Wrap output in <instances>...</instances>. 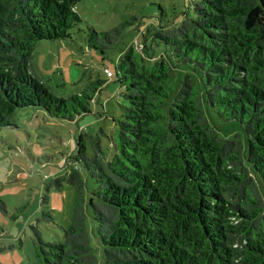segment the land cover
Listing matches in <instances>:
<instances>
[{
	"label": "trees",
	"instance_id": "16d2710c",
	"mask_svg": "<svg viewBox=\"0 0 264 264\" xmlns=\"http://www.w3.org/2000/svg\"><path fill=\"white\" fill-rule=\"evenodd\" d=\"M79 2L0 0V131L16 127L19 109L70 122L91 115L102 81L63 98L32 68L40 42L74 39ZM122 34L89 28L86 45L105 53ZM143 39L141 54L129 47L116 64L117 151L94 140L90 158L84 135L76 139L94 187L76 168L51 183L71 184L76 206L63 243L34 228L35 264H264V0H190L180 25L148 27ZM150 40L166 55L155 57ZM211 110L239 123L245 141L221 138ZM41 205L51 222L49 197Z\"/></svg>",
	"mask_w": 264,
	"mask_h": 264
},
{
	"label": "rangeland",
	"instance_id": "374dc122",
	"mask_svg": "<svg viewBox=\"0 0 264 264\" xmlns=\"http://www.w3.org/2000/svg\"><path fill=\"white\" fill-rule=\"evenodd\" d=\"M190 0H80L76 11L82 18L71 33L72 41L40 42L32 55V68L51 92L67 98L89 87L95 81L104 85L91 104V115L74 122L53 119L36 108L19 109L12 118L15 128L0 131V201L6 213L0 211V264H35L34 228L45 242L63 243L64 230L72 224L76 206V190L68 183L56 189L51 183L63 178L75 168L81 173L88 190L94 185L85 169L77 163V141L84 134L88 157L94 156L92 141L100 140L109 156L116 153L118 130L115 119L122 104L117 62L127 48L143 51V35L148 27L160 29L180 25ZM93 28L98 33L122 29L120 42L105 53L89 50L85 32ZM155 57L166 55L163 44L150 40ZM109 69L114 77L107 76ZM223 139L245 134L239 123H221L217 112L207 113ZM78 166V167H77ZM49 197L53 220L43 218L42 199ZM88 228H95L91 213ZM92 247L97 256V242Z\"/></svg>",
	"mask_w": 264,
	"mask_h": 264
},
{
	"label": "built area",
	"instance_id": "2783aa9c",
	"mask_svg": "<svg viewBox=\"0 0 264 264\" xmlns=\"http://www.w3.org/2000/svg\"><path fill=\"white\" fill-rule=\"evenodd\" d=\"M106 74L108 77L112 78L114 76V73L112 71H110L109 69L105 70Z\"/></svg>",
	"mask_w": 264,
	"mask_h": 264
},
{
	"label": "crops",
	"instance_id": "0c3cea01",
	"mask_svg": "<svg viewBox=\"0 0 264 264\" xmlns=\"http://www.w3.org/2000/svg\"><path fill=\"white\" fill-rule=\"evenodd\" d=\"M81 135V134H80ZM84 135V134H83Z\"/></svg>",
	"mask_w": 264,
	"mask_h": 264
}]
</instances>
